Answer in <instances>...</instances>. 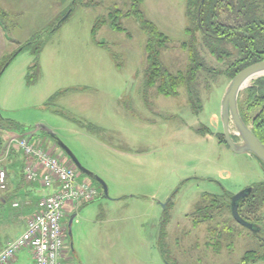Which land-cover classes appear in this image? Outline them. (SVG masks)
Instances as JSON below:
<instances>
[{
    "label": "rangeland",
    "instance_id": "374dc122",
    "mask_svg": "<svg viewBox=\"0 0 264 264\" xmlns=\"http://www.w3.org/2000/svg\"><path fill=\"white\" fill-rule=\"evenodd\" d=\"M189 11L187 17V0H143L138 6L133 0H0L4 59L14 56L0 73V135L8 140L33 133L41 147L69 164L38 129L43 126L107 187L108 198L64 208L71 264L84 263L92 242L103 250L104 264H264L258 259L262 242L231 222L228 209L218 218L216 211L211 221L195 216L202 196L229 202L263 183L264 170L254 156L234 154L219 142L220 106L232 74L228 62L237 51L218 44L210 47L217 55L210 54L196 11ZM229 15L221 9L218 22L230 23ZM145 21L168 38L155 51L170 74L190 69L182 44L194 51L196 75L176 96L147 83ZM205 21L209 29L208 14ZM75 172L97 197L99 185ZM254 218L264 222V205ZM221 221L234 230L224 233ZM252 250L254 261L243 262Z\"/></svg>",
    "mask_w": 264,
    "mask_h": 264
},
{
    "label": "trees",
    "instance_id": "16d2710c",
    "mask_svg": "<svg viewBox=\"0 0 264 264\" xmlns=\"http://www.w3.org/2000/svg\"><path fill=\"white\" fill-rule=\"evenodd\" d=\"M133 1L135 6H138L143 0ZM191 7L196 11L195 16L198 19V29L203 32L204 43L209 48L210 54L217 55V53L210 48L211 46H216V48L219 49V45L222 47L226 44L231 45L235 51H237L233 63L228 62V71L232 73L229 78L230 80L246 67L264 62V0H204L203 3L201 0H187V17ZM221 9L229 12V16L231 17L230 23L223 24L221 21L220 23L218 22V20H220L219 11H221ZM134 13L138 14V20H140L141 13L138 11ZM207 14L213 21L209 29L205 25V17ZM141 26L149 35L147 52L150 69L146 72L147 83L152 85L157 82V89L160 94L164 96H176L178 87L187 86L194 80L193 77H195L198 68L195 66L194 51L191 48H186L185 45L182 44L183 48L188 52L190 69L188 73L177 72L175 74H170L161 66L155 51V47L157 45H159V47L164 46V44L168 42V38L149 21L142 22ZM116 28L119 29L118 27ZM226 55L225 53V56ZM219 59H221V57ZM7 60L8 59H4V63L3 61L0 62V71ZM238 112L243 123L251 128L255 137L264 145V77L257 79L252 86L246 89L245 101H238ZM219 136V142L225 145L222 132L219 133ZM66 160L69 161L67 157ZM69 162L70 165H72L71 161ZM97 188L101 195L100 186H97ZM248 189H250V191L247 192L246 196L238 203V214L244 221L256 225V227L260 229L259 236H261L262 229H264V222H259L260 220L255 219L254 216L264 205V182L249 187ZM231 197L229 198V202H227L226 198L223 199L224 196H202V202L199 203L197 211H195L196 218H200L198 221L201 223V221H211L216 211L219 212L215 216L217 218L222 215L225 211H223V209L225 208L228 209L230 213ZM230 220L234 223L233 219ZM219 224H224V233L234 230L231 226H228L225 221H221ZM217 235L218 232H215L214 235L211 236L215 238ZM209 245L214 246L212 243H209ZM262 246H264V243H262ZM251 254L253 253L246 252L242 261L248 262ZM257 255L258 254L255 253V256ZM262 257L264 258V255L258 256V259Z\"/></svg>",
    "mask_w": 264,
    "mask_h": 264
},
{
    "label": "built area",
    "instance_id": "2783aa9c",
    "mask_svg": "<svg viewBox=\"0 0 264 264\" xmlns=\"http://www.w3.org/2000/svg\"><path fill=\"white\" fill-rule=\"evenodd\" d=\"M33 135H20L9 145L15 143L23 156L25 180L41 181L45 190L50 192L39 200L38 210L27 222L25 231L0 250V264H8L25 248L31 251L34 264H64V208L67 205L68 208L82 205L96 198L91 186L77 180L72 165L41 147L39 138ZM5 189L6 173L0 169V190Z\"/></svg>",
    "mask_w": 264,
    "mask_h": 264
},
{
    "label": "crops",
    "instance_id": "0c3cea01",
    "mask_svg": "<svg viewBox=\"0 0 264 264\" xmlns=\"http://www.w3.org/2000/svg\"><path fill=\"white\" fill-rule=\"evenodd\" d=\"M7 48L6 37L0 26V62L5 58ZM17 137L7 140L0 135V169L6 173V189L0 190V250L7 242L16 239L25 231L27 222L38 210L39 200L50 192L45 190L41 181L28 182L23 177V156L15 143L9 145L10 141ZM122 198H117V201H122ZM85 205L87 204L77 205L72 209L77 210ZM70 245L72 246V243ZM89 247L91 250L89 256L82 261L84 263L79 264H104L103 250L94 242L90 243ZM63 261L64 264H71L65 250ZM8 264H34V258L31 251L25 248L21 249Z\"/></svg>",
    "mask_w": 264,
    "mask_h": 264
},
{
    "label": "water",
    "instance_id": "95a60500",
    "mask_svg": "<svg viewBox=\"0 0 264 264\" xmlns=\"http://www.w3.org/2000/svg\"><path fill=\"white\" fill-rule=\"evenodd\" d=\"M204 0H201L203 3ZM64 21V19L62 20ZM59 23V25L62 23ZM21 49H18L19 52ZM14 56H12L2 67L0 73L6 68L9 63L12 61ZM264 77V62H259L253 65L246 67L236 74L229 82L224 92L221 106H220V122L222 127L223 139L226 147L234 154H247L254 156L258 162L261 164V167L264 170V145L255 137L252 133V130L249 126H246L241 120L240 114L238 112V99L240 92L243 89L249 87V85H244L248 79L252 81L257 78ZM251 81V82H252ZM132 81L130 80L126 89V94H128ZM39 130L44 132L50 140H52L70 159L75 168L79 173L87 176L88 178L95 181L102 190V197L108 198L107 187L105 183L97 177L95 174L83 169L75 157L70 153L64 145H62L55 135L43 126L38 127ZM250 189L244 190L231 197L230 201V213L233 220L243 228H246L251 231H256L257 228L254 225L244 221L238 214V203L243 199L247 192ZM74 218V216H73ZM72 217L69 219L68 229L69 236L70 234V223L72 222Z\"/></svg>",
    "mask_w": 264,
    "mask_h": 264
},
{
    "label": "flooded vegetation",
    "instance_id": "af4514ba",
    "mask_svg": "<svg viewBox=\"0 0 264 264\" xmlns=\"http://www.w3.org/2000/svg\"><path fill=\"white\" fill-rule=\"evenodd\" d=\"M248 188H246L245 190H247ZM231 214V213H230ZM232 217V216H231ZM233 219V218H232ZM235 222V221H234ZM236 223V222H235ZM237 224V223H236ZM251 224V223H250ZM238 225V224H237ZM253 225V224H252ZM240 226V225H238ZM241 227V226H240ZM255 228H257L256 231H251V230H248L246 228H244L245 230L248 231V233H250L249 235L250 236H256L258 240H260L262 243H264V238L262 236H259V233H260V229L258 227H256V225H254ZM243 228V227H242ZM262 232H263V229H262ZM254 250L252 251H247V252H253ZM251 256L254 258V253L251 254ZM248 261H254V259H249Z\"/></svg>",
    "mask_w": 264,
    "mask_h": 264
},
{
    "label": "bare ground",
    "instance_id": "6f19581e",
    "mask_svg": "<svg viewBox=\"0 0 264 264\" xmlns=\"http://www.w3.org/2000/svg\"><path fill=\"white\" fill-rule=\"evenodd\" d=\"M251 79H248L244 85H248L252 81Z\"/></svg>",
    "mask_w": 264,
    "mask_h": 264
}]
</instances>
